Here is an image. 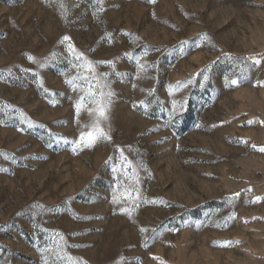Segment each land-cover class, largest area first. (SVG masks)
<instances>
[{
  "label": "rangeland",
  "instance_id": "1",
  "mask_svg": "<svg viewBox=\"0 0 264 264\" xmlns=\"http://www.w3.org/2000/svg\"><path fill=\"white\" fill-rule=\"evenodd\" d=\"M262 149L264 0H0V264H264Z\"/></svg>",
  "mask_w": 264,
  "mask_h": 264
},
{
  "label": "snow or ice",
  "instance_id": "2",
  "mask_svg": "<svg viewBox=\"0 0 264 264\" xmlns=\"http://www.w3.org/2000/svg\"><path fill=\"white\" fill-rule=\"evenodd\" d=\"M67 39H69V38L65 37V40H67ZM100 135H103V133L101 132ZM89 139H92L91 134H89ZM262 150H264V149H262Z\"/></svg>",
  "mask_w": 264,
  "mask_h": 264
}]
</instances>
